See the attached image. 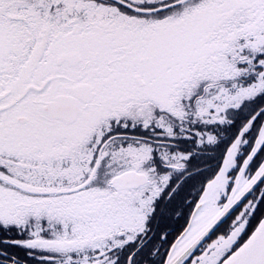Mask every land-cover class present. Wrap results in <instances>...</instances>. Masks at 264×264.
<instances>
[{
    "label": "snow or ice",
    "instance_id": "6c2138e0",
    "mask_svg": "<svg viewBox=\"0 0 264 264\" xmlns=\"http://www.w3.org/2000/svg\"><path fill=\"white\" fill-rule=\"evenodd\" d=\"M0 264H264V0H0Z\"/></svg>",
    "mask_w": 264,
    "mask_h": 264
}]
</instances>
